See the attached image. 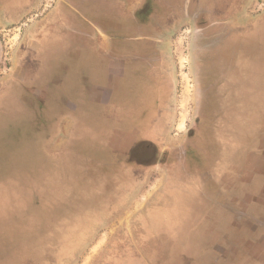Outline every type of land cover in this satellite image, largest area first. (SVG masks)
Returning <instances> with one entry per match:
<instances>
[{"label": "rangeland", "instance_id": "374dc122", "mask_svg": "<svg viewBox=\"0 0 264 264\" xmlns=\"http://www.w3.org/2000/svg\"><path fill=\"white\" fill-rule=\"evenodd\" d=\"M163 9L145 20L153 33L129 36L162 68L164 92L142 118L116 102L66 123L57 106L40 108L42 91L34 119L33 103L19 119L0 114V264H238L212 235L219 221L201 219L220 206L204 212L189 191L216 200L241 163L264 173V0ZM17 35L1 32L6 63Z\"/></svg>", "mask_w": 264, "mask_h": 264}, {"label": "crops", "instance_id": "0c3cea01", "mask_svg": "<svg viewBox=\"0 0 264 264\" xmlns=\"http://www.w3.org/2000/svg\"><path fill=\"white\" fill-rule=\"evenodd\" d=\"M166 1L55 0L54 4H48L47 0H0V35L5 30L18 29L7 63L5 44L0 37V114L13 107L14 118L19 119V113L33 103L31 117L34 119L35 98L42 91L48 99L40 108L49 110L57 106L62 109L66 123L69 119L70 123L82 125L81 118L92 119L100 108L108 115L107 110L116 102L129 109L124 110L127 117L137 113L140 118L145 116L148 108L154 107L153 101L164 92L162 68L151 63L158 59L148 56L147 42H133L129 36L131 33L144 36L149 33L148 29L153 33L157 26H147L145 20L148 14L165 12ZM116 38L118 42H114ZM115 44L120 47L118 52ZM65 85H69L70 93L64 91L60 100L53 99V94L57 95L55 92ZM26 97L29 103H25ZM260 107L264 109V105ZM25 119L24 115L21 120ZM220 183L218 200L208 198L205 192L202 199L199 192L189 191V195L196 194V199L201 200L204 212L211 205L221 208L216 214L214 207L212 213L201 215V219L219 221L215 232L220 233L212 235H219L226 249L235 248V262L264 264L261 167L254 165L250 169L241 163V181L231 186ZM229 206L233 211L228 210ZM191 215L189 218L194 217ZM233 220L241 222V226L222 234L224 230L227 232V223ZM202 235L207 234L201 232ZM201 243H198L200 247H204L203 240Z\"/></svg>", "mask_w": 264, "mask_h": 264}, {"label": "flooded vegetation", "instance_id": "af4514ba", "mask_svg": "<svg viewBox=\"0 0 264 264\" xmlns=\"http://www.w3.org/2000/svg\"><path fill=\"white\" fill-rule=\"evenodd\" d=\"M141 25L143 26L142 23H141ZM118 40H119V39L116 38L114 42H118ZM116 47H117V52H118V49H119L120 47H119L118 45L115 44V45H114V48L116 49ZM118 47H119V48H118Z\"/></svg>", "mask_w": 264, "mask_h": 264}]
</instances>
